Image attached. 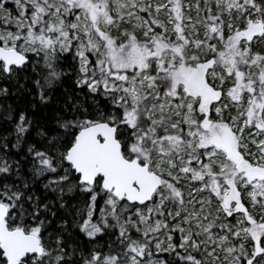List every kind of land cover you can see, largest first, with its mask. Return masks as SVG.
Instances as JSON below:
<instances>
[{
    "label": "snow or ice",
    "instance_id": "6c2138e0",
    "mask_svg": "<svg viewBox=\"0 0 264 264\" xmlns=\"http://www.w3.org/2000/svg\"><path fill=\"white\" fill-rule=\"evenodd\" d=\"M0 264H264V0H0Z\"/></svg>",
    "mask_w": 264,
    "mask_h": 264
}]
</instances>
